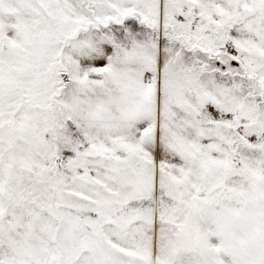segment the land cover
<instances>
[{"label":"rangeland","instance_id":"1","mask_svg":"<svg viewBox=\"0 0 264 264\" xmlns=\"http://www.w3.org/2000/svg\"><path fill=\"white\" fill-rule=\"evenodd\" d=\"M0 264H264V0H0Z\"/></svg>","mask_w":264,"mask_h":264}]
</instances>
